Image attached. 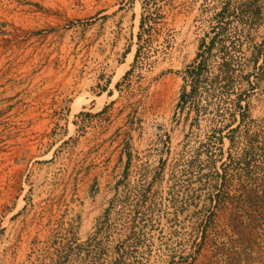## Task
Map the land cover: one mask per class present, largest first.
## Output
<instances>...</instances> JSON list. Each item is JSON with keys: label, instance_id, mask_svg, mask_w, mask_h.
Instances as JSON below:
<instances>
[{"label": "rangeland", "instance_id": "rangeland-1", "mask_svg": "<svg viewBox=\"0 0 264 264\" xmlns=\"http://www.w3.org/2000/svg\"><path fill=\"white\" fill-rule=\"evenodd\" d=\"M262 260L264 0H0V264Z\"/></svg>", "mask_w": 264, "mask_h": 264}, {"label": "trees", "instance_id": "trees-1", "mask_svg": "<svg viewBox=\"0 0 264 264\" xmlns=\"http://www.w3.org/2000/svg\"><path fill=\"white\" fill-rule=\"evenodd\" d=\"M214 41V39L212 40V42ZM202 47H203V43L200 45V47H199V49H200V51L202 50ZM199 57H201V53H199L198 55H197V58L195 59V61H194V63L193 64H191V65H189L188 67H187V70L185 71V73H186V76H184V81H185V86H184V88H183V92H182V95H181V99H180V104H179V107L180 108H182L183 107V104H185V103H187L186 101V99H187V97H189L190 96V93H188L187 91H186V88H187V81H191V88H192V91L195 89V87H196V83L199 81V78H200V75H201V66H200V64H197V62H198V60H199ZM259 60H258V58L255 60V62H258ZM256 65H257V63H255ZM239 106L238 107H242L241 106V104L239 103L238 104ZM241 161V163H244V164H248V161H247V154H245L244 155V158H241L240 160H239V162ZM231 224V227L235 230V229H239L240 227H241V222H240V220L238 221V220H235L234 218L232 219V223H230ZM236 231V230H235ZM205 226H203V228H202V230H201V234H202V237L205 239V236H204V234H205ZM237 233H243L242 231H239V230H237L236 231ZM262 261H264V260H262ZM264 263V262H263Z\"/></svg>", "mask_w": 264, "mask_h": 264}]
</instances>
